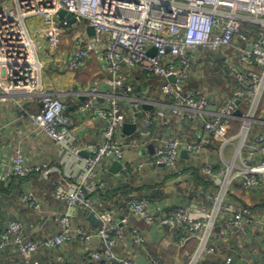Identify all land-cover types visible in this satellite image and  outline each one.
Wrapping results in <instances>:
<instances>
[{"label":"built area","instance_id":"built-area-1","mask_svg":"<svg viewBox=\"0 0 264 264\" xmlns=\"http://www.w3.org/2000/svg\"><path fill=\"white\" fill-rule=\"evenodd\" d=\"M60 11L71 14L75 23L70 25L59 18ZM34 18L42 23L40 38L57 55L50 63L53 71L81 72L93 56L106 62V76L75 93L79 102L75 115L68 113L65 94L58 95L43 87L44 65L39 59L37 39L29 34L26 25ZM89 26L95 32L91 38L86 33ZM64 39H69L70 44L67 57L62 59L60 48ZM122 67L129 74L136 69L145 70L164 80L151 89L165 103L159 106L153 100L134 99L140 91L129 74L122 73ZM209 71L222 75L228 91L189 87ZM169 76L184 83L183 87L166 82ZM263 94L264 0H0V104L12 103L23 112L34 131L56 143L60 165H70L64 174L69 186L58 185L53 193L55 201L75 215L93 214L98 221L95 229L84 228L74 224L72 214L56 212L53 214L56 231L43 241L27 232L22 223L10 221L0 234V251L14 246L19 264H41L36 259L39 252L50 255L75 243L88 253L91 264H136L134 251L144 246V238L138 230H132L133 248L127 252L124 246L129 256L116 253L114 249L121 245V226L133 229L131 218L141 219L147 226L161 218L159 225L171 229L180 225H188L191 231L209 228L190 264H200L206 257L215 258L214 249L206 250L211 239H219L224 231L245 235L247 228L242 221L260 216H250L247 209L236 207L228 200L226 191L232 180L240 181L245 188L258 185V181L262 185L264 181V162L258 167L263 172L249 166L257 155L255 151L264 158V135L250 136L255 124L264 128V120L258 118ZM82 98L86 99L81 101ZM236 101L240 104L236 105ZM142 105H158L159 117L165 116L160 109H171L166 116L176 117L173 121L176 126L184 122L195 129L200 127L191 142L183 144L178 139L167 142L155 152L151 165L174 167L181 147L192 158L213 144L219 145L222 154V149L234 139L229 137L230 131L239 126L241 139L233 156L234 162L240 164L238 173L229 176L227 167L214 174L209 164L202 169L218 186L215 196H206V201H212L207 225L204 217L195 219L187 208L156 211L145 199L128 200V216L117 223L113 214L94 207L91 195L102 189L91 181L96 169L124 157L118 141L121 126L132 123L138 133L140 126L145 129V123L151 125L155 111L152 116L137 117ZM28 106L37 109L30 111ZM209 107L214 110L208 111ZM236 110L241 117L235 115ZM78 117H84L100 132L99 140L77 142L74 131ZM2 129L0 126V134ZM84 151H88V156L82 158L80 153ZM142 168L143 165H137L134 171L140 172ZM122 171L128 172L125 164ZM56 172V168L46 164L28 167L24 155L17 151L11 167L1 178L23 179L40 174L47 179ZM21 202L34 212L41 206L31 191ZM147 263L164 264L160 257L149 258Z\"/></svg>","mask_w":264,"mask_h":264},{"label":"crops","instance_id":"crops-1","mask_svg":"<svg viewBox=\"0 0 264 264\" xmlns=\"http://www.w3.org/2000/svg\"><path fill=\"white\" fill-rule=\"evenodd\" d=\"M26 25L29 34L37 39L39 59L44 65L41 74L43 87L58 95L65 94L64 98L68 113L75 115L79 105L78 96H75V93L82 86L106 76L105 60L94 57L89 61L86 69L81 72H55L50 67V63L57 55L50 51L47 44L40 38L41 21L36 18L30 19L26 22ZM69 44V39H67L66 44L65 39L62 41L60 48L62 59L67 57ZM127 74L125 71V75ZM223 86L228 90L227 83H224ZM84 99L86 98H82L81 101ZM260 107L264 112V94ZM27 108L30 111L37 109L35 106H28ZM160 110L163 111L165 116L159 117L154 114L150 119V129L139 127L141 130L137 133L140 136L138 138L139 145H131L125 149L123 163L127 165L138 163L145 167L144 163H148L154 149L162 145V139L169 142L171 138L175 137L181 143H186L196 138L200 127L195 129L191 125L184 128L176 126L173 124L176 117L166 116V112L171 109L164 108ZM258 118L264 120V114L258 113ZM75 125L74 134L77 142L88 143L100 139V132L94 129L84 117H78ZM0 126L3 127L0 134V234L10 221H17L22 223L27 232L33 233L37 240L43 241L56 231L53 220V214L56 212L72 214L75 225L91 229V223L87 221L89 214L77 213L75 215L73 210L59 204L53 197V193L59 184L69 186V181L64 179V174L68 171L70 165H60L61 155L56 143L46 135L34 131L30 127L27 117L23 112L16 109L12 103L0 104ZM86 126H89V130ZM257 130L258 134L256 136L264 135V128L258 127ZM120 139L122 143L126 142V139L122 136ZM149 147H151V150ZM17 151L24 155L28 167L46 164L56 168L57 172L49 175L47 179L40 174H33L29 178L20 179L11 176L3 180L1 175L11 167V159ZM217 152L206 151L197 160L200 163H214L216 167L221 169L223 165L213 158L214 155H217ZM188 157L185 155L180 158V166L183 169L181 174L186 173L189 175L186 182L190 184H181L177 179L181 174L178 175L162 166L147 167L146 165L141 173H136L134 171L135 165H133L126 173L122 169L112 173L110 169L114 164L113 162L102 165L96 169L95 175L91 179L98 188H102L91 195L94 207L105 210L104 212L112 211L113 218L118 222L124 216L122 207L124 201L133 197H148L152 210L158 211L161 208L163 211H168L183 205L189 210L192 217H199L204 213L206 206L203 194L209 192L210 189L208 183L198 177H194V182L191 183L192 178L187 171L190 170V162L194 160L190 159L191 156ZM263 189L258 188L247 192L234 186L229 190V200L244 206H253L260 216L253 219H244L242 222L247 228L245 235L237 232H234L231 237L230 235H224L221 238L223 240H220V242L228 245V248L221 247L220 254L223 255L219 254L210 260L207 257L203 258L200 264H237V262L242 264H264V223L259 225L261 221H264ZM29 191L38 199L41 205L39 211H31L24 207L21 202L22 197ZM241 196H246V199L242 201ZM160 219L155 220L150 226L143 223L141 219L132 222V225L138 228L144 238V246L134 251V259L137 257L136 264L141 258L144 259L141 264H148L149 258L154 257H160L164 264H186V259L196 250V245L193 241L188 242L193 244L194 250H192L185 249L188 243L181 242L182 244L179 245L174 243L178 238L186 236L188 228L182 225L176 229H169L159 225ZM126 249L129 252V248L126 247ZM115 251L122 256H129L126 255L123 245L117 246ZM38 256L36 259L41 264H91L88 255L75 243L61 250L53 251L50 255L39 252ZM0 264H19V256L14 246L0 251Z\"/></svg>","mask_w":264,"mask_h":264},{"label":"clouds","instance_id":"clouds-1","mask_svg":"<svg viewBox=\"0 0 264 264\" xmlns=\"http://www.w3.org/2000/svg\"><path fill=\"white\" fill-rule=\"evenodd\" d=\"M91 38V37H90ZM97 58V56H93L92 57V59L93 58ZM91 59V60H92ZM98 59V58H97ZM89 63V62H88ZM106 63V62H105ZM125 71H126V69H125V67H122V73L123 74H125ZM128 74H129V72L128 71H126ZM212 73H218L217 71H209V72H206L205 73V75H204V77H205V80H204V78L203 79H201V80H199L198 82H191L190 84H189V87H193V88H197V89H201V88H204V87H206V88H211V87H216V86H213V84L211 83V81L209 80V79H207V77H209ZM127 74V75H128ZM219 74V73H218ZM170 77V76H169ZM173 77V76H172ZM168 78V77H167ZM167 78H166V82H168V80H167ZM174 78V77H173ZM129 79L131 80V82L132 83H135L136 85H137V87H138V90L140 91L139 92V94H137V95H135L134 96V99H138V100H142V101H150V100H153V101H155L156 103L157 102H159V103H157V104H160L159 106H161L162 105V103H165V100H162V98L160 97V95H155L154 94V91L151 89V87H154V86H156V85H160V84H163L165 81L164 80H161V79H159V78H156V77H152V75H151V73L149 72V71H145V70H139V69H136V70H134V72L132 73V74H129ZM175 79V78H174ZM208 81V82H207ZM179 82H181V81H176V79H175V81L174 82H169V83H171V84H177L178 86H181V87H183V85H184V83H182L181 85H179ZM222 82L223 83H225V80H224V78L222 79ZM218 88V87H217ZM219 89H221V88H219ZM223 90V89H222ZM100 102H102L101 100H100ZM238 104H240V102L238 101ZM237 105V104H236ZM158 105H142L141 107H140V109L138 110V113H137V117L139 118V119H141V118H143V117H146V116H152V114H153V112L159 107ZM144 108H146V109H144ZM210 109H212L211 107H209ZM212 110H214V109H212ZM211 110V111H212ZM209 111V110H208ZM236 112H237V110H236ZM235 112V113H236ZM155 114V113H154ZM153 114V115H154ZM237 117H240V116H237ZM124 124H132V123H124ZM123 124V125H124ZM122 125V126H123ZM132 125H134V124H132ZM188 125H190L189 123H184V122H182L179 126L181 127H188ZM122 126H121V128H120V132L118 133V141H119V145L120 146H122V150H123V153H124V151H125V149L127 148V147H129V145L126 143V142H124V143H122V140L120 139V137L122 136ZM136 128H135V130H134V132L132 133V134H130V135H127V134H124L123 136H122V138H125V139H127V138H129L131 135H137V133H136V129H137V126L136 125H134ZM238 127L239 126H237V129L236 130H234V132L235 131H238ZM258 127H260V126H257L256 124L254 125V127H253V129H252V131H251V133H250V136H251V138L252 137H255L256 135H257V128ZM86 128L89 130V126H86ZM233 132V131H232ZM75 135V134H74ZM256 137H259V136H256ZM75 138H76V136H75ZM174 139H177V138H175V137H173V138H171V140H174ZM234 139H235V137H234ZM233 139V141H231L230 142V144H228V145H231V146H233V147H237V145H238V143H239V140H234ZM130 140V139H129ZM170 140V141H171ZM131 141V140H130ZM132 142V141H131ZM191 142V141H190ZM136 143V144H135ZM135 143H133V145H139V143H138V139L135 141ZM166 143H167V141L165 140V139H162V145L161 146H157V148H155L154 149V151H153V153L151 154V156H150V159H149V161H148V163L147 164H145L144 163V165H145V167H146V165H147V167H154V166H162V167H165V168H168V169H170L171 171H173V172H175V173H177L178 175L179 174H181L182 173V171H183V169H182V167L180 166V158H182L181 156H180V154H181V152L182 151H184L185 153H186V155H187V157L188 156H191L190 154H188V152L184 149V148H180L179 149V152H178V157H177V160H176V162H175V166L174 167H166V166H164V165H151L150 163H151V161H152V158H153V156H154V154H155V152L157 151V150H159V149H161V148H164L165 147V145H166ZM184 144V143H183ZM219 145H214L213 144V147H209V148H207L205 151H203V152H200L198 155H196L194 158H190V159H192V160H194V161H192V162H190V164H189V168H190V170L189 171H187V173H189L190 174V176H191V178H192V182L191 183H193L194 182V176H193V173H192V169H197V170H199V175H200V177L203 179V180H205L207 183H208V185H209V189H210V191L209 192H206V193H204L203 194V199H204V202H205V204H206V202H209V207L211 206L212 207V201L210 200V201H206V196L207 195H209L210 197H213V196H215V193H216V191L218 190V186H215L214 184H213V182L211 181V178H209L208 176H206L205 174H203V172H202V169H203V167L206 165V164H209L210 166H211V169H212V173H217L219 170H220V168L219 167H216V165L214 164V163H211V162H205V163H200V162H198V158H199V156L201 155V154H203L204 152H206V151H218L217 152V154H219L220 155V152H219V147H218ZM255 153L257 154L256 156H254L253 157V162H256L257 164H258V167L259 166H261L262 164H263V162H264V158H262L261 157V155H259V152H257V151H255ZM222 154H227L226 155V157L225 158H222V161H221V159L219 160V162H220V164L221 165H223V167L221 168V169H223V170H226V168L228 167V166H230V168H228V172L230 171V175L229 176H232V175H234V174H236V173H238V169H239V167H240V164H239V162H238V165H235V163H236V161L234 162V158H233V156H234V154H235V152H223L222 151ZM237 154V153H236ZM80 156H81V153H80ZM87 156H88V154H87ZM86 156V157H87ZM82 158H83V156H81ZM235 157V156H234ZM189 158V157H188ZM230 159V160H229ZM123 160H124V157H123V159H122V161H112L113 163H115V162H118L120 165H121V168L120 169H122L123 168V165L125 164L126 166H127V169H129L131 166H133V165H135V166H137V165H139L138 163H133L132 165H127L126 163H123ZM227 160H229V161H227ZM195 161H196V163H195ZM111 162V163H112ZM144 166H143V168H142V170L145 168ZM142 170L140 171V172H136V173H141L142 172ZM260 170V172H263L262 170H263V168L262 169H259ZM126 173V172H125ZM177 179H178V182H180L181 184H190L189 182H186V180L187 179H189V175L188 174H186L185 173V175L183 174H181V175H179L178 177H177ZM234 186H237V187H240V188H242V189H244L245 191H247V192H249V191H254V190H257L258 188L260 189L261 188V186H259V185H254V186H250L249 188H245L243 185H242V183L240 182V181H231V182H229V186H228V189H227V198H228V192H229V190L232 188V187H234ZM207 189V188H206ZM145 199V200H147L148 201V203H150V199H148V197H139V198H135V197H133V199L134 200H142V199ZM132 198H129L128 200H131ZM127 200V201H128ZM229 200V199H228ZM127 201H124L123 203H122V207H123V209H124V216L123 217H121L120 218V220L122 219V218H125L126 216H128V214H127V212H126V202ZM229 201H231V200H229ZM233 204H234V202L233 201H231ZM179 207V206H178ZM181 207H183V208H185L183 205L181 206ZM175 208H177V207H175ZM175 208H172L171 210H173V209H175ZM99 210V209H98ZM208 210V206L206 205L205 206V211L204 212H206ZM99 211H102V212H104L105 210H99ZM107 212H112V211H107ZM164 212V211H163ZM112 214V213H111ZM195 219H199V220H202L203 219V213L199 216V217H194ZM114 219V218H113ZM119 220V221H120ZM135 220H137V219H134V218H131L130 219V225L132 226V227H135V226H133L132 225V222L133 221H135ZM114 221L117 223V221L114 219ZM118 221V222H119ZM180 226H182V225H180ZM164 227H167V228H169L168 226H164ZM169 229H171V228H169ZM188 231H191L190 230V227H189V230ZM192 232V231H191ZM190 237H192L191 239H188V238H190ZM195 237H197V236H194L192 233H190V232H188V234L185 236V237H183V238H181L179 241H175V245H179V244H182V243H188V241L189 240H191V241H196V238ZM188 239V240H187ZM182 242V243H181ZM196 248H197V245L195 246ZM127 248H129V249H131V248H133V245H132V242H131V245L130 246H128ZM115 250V249H114ZM124 250H126L125 248H124ZM116 252V251H115ZM136 261H137V258H136V260H135V263H136ZM147 261V260H146Z\"/></svg>","mask_w":264,"mask_h":264},{"label":"rangeland","instance_id":"rangeland-1","mask_svg":"<svg viewBox=\"0 0 264 264\" xmlns=\"http://www.w3.org/2000/svg\"><path fill=\"white\" fill-rule=\"evenodd\" d=\"M67 43V39H65V44ZM238 45L240 46L241 45V43H239L238 42ZM208 51H210V50H208ZM204 80H205V77H204ZM222 86L223 85H221L220 87H218V88H221L222 89ZM263 110L261 109L260 111H259V114H262L263 112H262ZM155 115L156 116H158L157 115V112H156V110H155ZM146 127H145V129H150V125H148V122L147 123H145L144 124ZM141 131V130H140ZM139 133V132H138ZM257 134H258V130H257ZM140 136H139V134H137V135H131L129 138H127L126 139V143L129 145V146H131V145H133V143H135V141L139 138ZM229 137H235V139L234 140H239L240 141V139H241V130L239 129L238 131H230V133H229ZM132 141H130V140ZM136 144V143H135ZM237 148L236 147H233V146H231V145H226L223 149H222V151L223 152H234L235 150H236ZM226 157V154H217V155H214L213 156V158H215L216 160H220L221 158H225ZM235 165H238V161H236V163H235ZM252 169H255L256 171H260L259 169H258V164L256 163V162H251L250 163V165H249ZM228 168H230V166H228ZM185 175V174H184ZM258 176L260 177V175H255V177H257L258 178ZM258 180V179H257ZM258 185L259 186H261V188L263 189V187H264V181H262V185H261V183L258 181ZM264 190V189H263ZM248 194V193H247ZM246 196H241V198H242V201H244L246 198H245ZM142 199V198H141ZM132 200H134L133 198L131 199V201ZM206 205L208 206V210L206 211V212H204L203 213V217H204V221H205V224L207 225L208 223H209V217H211V212H210V209H209V202H206ZM234 205L236 206V207H241V208H243V209H247L249 212H250V216H252V215H257V214H259L258 212H256V209H254V207L253 206H244V205H241V204H238V203H234ZM111 214V213H110ZM252 219V218H251ZM121 228H122V230H123V233H122V239H121V241H120V244L121 245H123V246H125V247H128L130 244H131V242H132V234H131V231L132 230H138V228L137 227H133V229H131V228H129L127 225H122L121 226ZM233 228V226H230L229 227V230H231ZM208 231H209V228H204L203 230H196V231H189L190 233H192L194 236H198L197 237V241H193V243L195 244V245H198L199 243H200V239L202 238V235L203 234H206V233H208ZM140 232V231H139ZM141 233V232H140ZM233 234V233H232ZM231 232H229V231H224V233H222V235H221V237L220 238H223V236L224 235H230V237H231ZM142 235V234H141ZM143 237V236H142ZM216 239V238H214V239H211L210 240V242L208 243V245L206 246V250H209V252H210V249H209V247L211 248V249H214L215 250V252H216V254L217 255H219L220 254V249H221V247L223 248H225V249H227L228 247V245H226V244H223V243H221L220 242V240H223V239ZM189 241H191V240H189ZM188 241V242H189ZM184 245V244H183ZM230 247V246H229ZM185 249H192V250H194V247H193V244L191 243H188V245L187 246H185ZM195 249H196V247H195ZM194 253H195V250L191 253V255L186 259V264H190V262H191V260H192V258H193V256H194ZM220 255H223V254H220ZM211 258V257H210ZM210 258H207L208 260H210Z\"/></svg>","mask_w":264,"mask_h":264},{"label":"water","instance_id":"water-1","mask_svg":"<svg viewBox=\"0 0 264 264\" xmlns=\"http://www.w3.org/2000/svg\"><path fill=\"white\" fill-rule=\"evenodd\" d=\"M58 17H59V18H63V19L66 20L70 25H73V24L75 23V19L73 18V16H72L71 14H68V13L65 12V11H60V12L58 13ZM86 33H87V35H88L89 37H93V36H95L94 29H93V27H91V26H89V27L86 28ZM167 80H168V82H174V81H175V79H174L172 76L168 77ZM181 84H182V83L179 82V85H181ZM236 104H238V101H236ZM144 109H146V108H144ZM208 110L211 111L212 109L208 108ZM235 115L241 117L242 114H241V112H240L239 110H237V112L235 113ZM135 128H136V127H135L134 125H132V124H124V125L122 126V136H123L124 134H127V135L132 134V133L134 132ZM149 149L151 150V147H149ZM87 154H88V151H84V152L81 153V156L86 157ZM185 155H186V153H185L184 151H182L181 154H180V156H181L182 158H183ZM120 168H121V165H119L118 162H115V163L113 164V166L111 167L110 171H111L112 173H115L116 170H118V169L120 170ZM87 221H88L89 223H91V225H90V228H91V229H95V228L97 227V225H98V221L96 220V218H94V215H93V214H89V216L87 217ZM86 254L88 255V253H86ZM142 262H144V259H143V258L139 259L138 264H141ZM237 264H242V263L237 262Z\"/></svg>","mask_w":264,"mask_h":264},{"label":"trees","instance_id":"trees-1","mask_svg":"<svg viewBox=\"0 0 264 264\" xmlns=\"http://www.w3.org/2000/svg\"><path fill=\"white\" fill-rule=\"evenodd\" d=\"M207 79H209L210 81H211V83L213 84V86H216V87H220L221 86V84L223 85L224 83L222 82V79H223V77H222V75H220V74H218V73H212L209 77H207ZM225 83H227L226 81H225ZM228 85V84H227ZM222 89L224 90V91H228L224 86H222ZM228 89H229V86H228ZM192 173H193V176L194 177H198V178H200V179H202L201 177H200V175H199V170H197V169H192ZM120 205H121V203H120ZM184 226H186L187 228H188V230H189V226L188 225H184ZM189 232V231H188ZM188 234V233H187ZM186 234V235H187ZM181 238H183V237H181ZM181 238H178L176 241H179Z\"/></svg>","mask_w":264,"mask_h":264}]
</instances>
